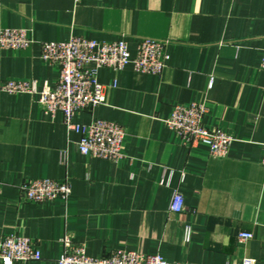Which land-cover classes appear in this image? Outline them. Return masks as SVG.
<instances>
[{
    "label": "crops",
    "instance_id": "crops-1",
    "mask_svg": "<svg viewBox=\"0 0 264 264\" xmlns=\"http://www.w3.org/2000/svg\"><path fill=\"white\" fill-rule=\"evenodd\" d=\"M1 28L27 29L33 41L0 48V84L54 83L58 68L40 58V44L72 35L124 38L132 52L139 38L168 40L170 56L158 75L101 68L105 104L76 116L125 128L117 162L82 154L63 114H46L36 95L0 90V239L28 236L43 254L15 264H58L67 235L96 257L127 249L193 264H264V0H0ZM191 102L206 104L207 126L235 138L228 155L167 127L174 106ZM39 177L67 180L69 199L23 201L21 186ZM175 192L180 212L171 209ZM245 231L252 237L241 240Z\"/></svg>",
    "mask_w": 264,
    "mask_h": 264
},
{
    "label": "built area",
    "instance_id": "built-area-1",
    "mask_svg": "<svg viewBox=\"0 0 264 264\" xmlns=\"http://www.w3.org/2000/svg\"><path fill=\"white\" fill-rule=\"evenodd\" d=\"M79 1V0H76ZM27 29L1 28L0 48L21 50L32 43ZM168 40L139 38L134 52L124 38L116 40H97L87 36L72 35L63 41L41 42L40 58L47 64L58 68V79L42 89L29 80L9 79L0 84V90L8 93H29L37 96L38 104L48 115L63 114L66 128L79 135V151L93 158L117 162L124 157L125 128L113 121L92 118L81 123L76 116L84 110L105 104V87L98 79L101 68L121 70L131 65L135 70L161 74L169 60ZM261 68L264 69V49L261 54ZM213 84L210 78L209 87ZM208 108L204 102H191L174 106L164 120L167 127L175 131L184 142H197L208 146L215 157L228 155L229 147L235 138L220 128H210L204 122ZM260 163L264 170V142L262 143ZM21 199L30 203L66 202L71 194L67 180L49 177L30 179L21 186ZM184 197L175 192L171 209L180 212ZM190 233L186 230V236ZM251 232H241V240L250 239ZM61 252L58 264H193L169 261L160 253L147 254L137 250L120 249L107 257L87 254L83 245L74 244L70 236L60 239ZM43 254L34 241L25 235L12 233L0 239V262L15 264L40 260ZM254 260L244 259L243 264H253Z\"/></svg>",
    "mask_w": 264,
    "mask_h": 264
}]
</instances>
